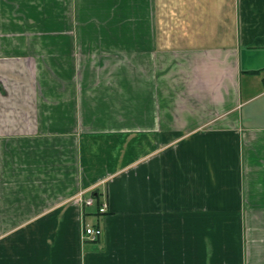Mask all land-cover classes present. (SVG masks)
Instances as JSON below:
<instances>
[{
    "label": "crops",
    "instance_id": "1",
    "mask_svg": "<svg viewBox=\"0 0 264 264\" xmlns=\"http://www.w3.org/2000/svg\"><path fill=\"white\" fill-rule=\"evenodd\" d=\"M0 264H264V0H0Z\"/></svg>",
    "mask_w": 264,
    "mask_h": 264
},
{
    "label": "built area",
    "instance_id": "2",
    "mask_svg": "<svg viewBox=\"0 0 264 264\" xmlns=\"http://www.w3.org/2000/svg\"><path fill=\"white\" fill-rule=\"evenodd\" d=\"M84 205L86 207H92L95 206V199L93 197H90L89 199L84 201ZM108 210L107 204H102L101 206H98V214H106ZM102 235V230L99 227L94 226H86L84 228V238H86L88 241L96 242Z\"/></svg>",
    "mask_w": 264,
    "mask_h": 264
}]
</instances>
